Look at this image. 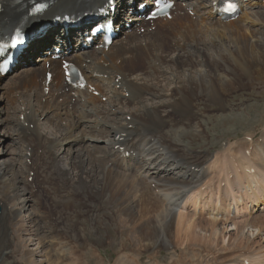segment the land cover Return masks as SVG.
<instances>
[{
	"label": "bare ground",
	"instance_id": "bare-ground-1",
	"mask_svg": "<svg viewBox=\"0 0 264 264\" xmlns=\"http://www.w3.org/2000/svg\"><path fill=\"white\" fill-rule=\"evenodd\" d=\"M49 1L52 4L43 19L60 11L94 6L98 0ZM194 2L208 14L201 27L180 25L168 36L158 31L120 40L103 51L112 64L110 69L100 63L103 57L94 55L85 71L89 77L94 71L110 74L111 80L100 84L103 96L109 98L107 103L71 104L69 94L59 89L58 97L65 103L56 101L54 112L43 109L29 78L50 57L41 56L36 66L14 74L19 97L9 99L11 107L0 120L13 131L17 146L12 163L0 165V263L7 257L27 255L28 264H80L71 243L76 240L75 226L81 222L93 229L97 225V232L90 233L95 240L104 225L107 234H102L101 244L115 240L108 229L116 227L115 234L122 240L120 264H133L134 254L127 253L129 250L136 253L134 264H140L143 251L156 256L163 248L170 254V264H244V258L250 264H264V213H256L263 206L256 204L250 217H230L234 204L249 205L264 178V130L261 141L230 137L218 154L180 144L209 139L203 120L212 113L230 112L227 102L241 89L256 87L263 93L264 10L248 11L258 2L247 0L243 18L248 24L231 27L232 22L211 20L208 3ZM29 5L30 0H0V9H5L0 14L1 25H31L39 17L31 14ZM61 32L58 25L49 28L44 38L31 44V54L56 39L70 40L74 34ZM229 33L236 35L227 36ZM167 38L173 47L165 48ZM31 54L24 52L26 57ZM0 88L4 94L5 89ZM23 99L29 101L24 112ZM203 103L215 108L198 109ZM21 114L36 127H25L19 120ZM44 116V122L50 123L47 133L40 122ZM64 120L68 126L62 125ZM186 128L194 129L181 136V129ZM99 138L106 144L95 143ZM64 143L69 148L67 168L57 163L58 146ZM117 145L135 149L140 161L122 165ZM36 190L39 198L32 195ZM35 201L40 207L32 210ZM90 215L95 224L85 220ZM33 236H38V247L30 249ZM86 236L82 234V239ZM96 244L89 240L94 256L104 260ZM178 250L181 257L173 254Z\"/></svg>",
	"mask_w": 264,
	"mask_h": 264
},
{
	"label": "rangeland",
	"instance_id": "rangeland-1",
	"mask_svg": "<svg viewBox=\"0 0 264 264\" xmlns=\"http://www.w3.org/2000/svg\"><path fill=\"white\" fill-rule=\"evenodd\" d=\"M263 9H264V0H262L261 6L259 7V9L252 8L250 10V12H252L254 10H263ZM203 21L204 20H202V22H199V24L200 25L204 24ZM243 22H244V19H242L241 21H238V24L242 25V24H244ZM245 22H246L245 25H247L248 21H245ZM229 35L235 36L236 33H229L227 36H229ZM263 76L264 75H262L261 77H263ZM0 81H2V78H0ZM241 92H243V91H241ZM241 92L239 93V95H241V96H238V94H237L236 96L229 98L228 104L232 105L234 101H236L237 99H241V97H243V99L248 100V104H246L244 108H242L239 111H233L232 113H228L226 115H224V114H220L217 116L215 115L210 120L211 123H213V125H212L213 128L217 129V131L212 132V141H213L212 146L213 147L219 148L221 146L222 140L227 138L228 136H232V137L235 136L237 138H243L245 136V134H250L253 132L258 133V134L261 133L262 127L264 126V97H261L259 95H257V96L253 95L250 92H245V91L243 93H241ZM2 101L4 103H2ZM10 107L11 106L9 103L8 107L6 108V106H5V93L3 94L2 90H0V120H2L4 118L2 115L5 112V109H8ZM16 116H17V114H16ZM0 125L5 127V132H6L7 131L6 124L0 123ZM8 130H11V129H8ZM184 133H186V132H183L182 134H184ZM223 135H224L223 139L218 138L219 136H223ZM11 136L14 137L13 131H12ZM12 137L9 139V135H5V141H7V144H5V142H4V144H2L3 141H0V165L1 164L10 165L16 157L15 152H16L17 146L12 141ZM10 140L13 142L12 146H11ZM97 140L98 139L95 140L96 141L95 143L100 144L99 140L98 141ZM204 143H206L205 139H203L201 143L197 142L195 146H197V145L202 146V145H204ZM64 144H66V143H64ZM64 144H62V145H64ZM68 149H69L68 145H66L65 151ZM66 159H67L66 156L64 154H62V156L60 157V160H59V164L61 165L62 168L68 167V163H67ZM35 207H36V209H38L40 207L37 201H35L30 208L33 210ZM1 209L3 211L2 207H1ZM80 224L85 226V227L80 226ZM94 224H95V222H94ZM78 225L79 226H76V228L78 227L77 230L74 227V229L77 232H75L76 233V236H75L76 240L73 241L72 244H75L74 248L77 249L76 253L79 255V261L78 262L80 264H115V263L120 264V262L118 261V259H120V256H119L120 251L118 252V258H117V251L119 250L118 246H120L119 244H120L121 240L119 238L120 237L119 234H115V232L117 233V231L114 229L115 226H111L109 229L112 231L110 236L112 238H114L115 240H113L111 244H109V243L101 244V242L103 243V241H104L102 234L106 233V231L103 230V228L105 229L104 225L99 227V228H101V229H99V233H101V234L97 235L96 240H95V237L90 236L91 232L94 233V231H96L89 226L91 224H89V223L86 224V223L80 222ZM96 227H97V225H96ZM44 233L45 232H42V234H44ZM78 234H80V235H78ZM82 234L87 235L86 239H88L90 237V238H92V240L88 239L86 241V239L85 240L82 239L83 238ZM28 236L30 237L31 235H28ZM26 238L28 239L27 236H26ZM101 239L103 241H101ZM89 240L92 241L93 243H95V242L97 243L96 245L99 247V251L105 257V259H104L105 262L102 258L101 259L103 261L99 260L97 258L98 254H97V257L94 256V254L92 252L93 251L92 247L89 246ZM37 243H38V236H33V240L30 242L29 248L30 249L37 248L38 247ZM88 250H91V251L88 252ZM173 252L175 253V251H173ZM171 253H172V251H171ZM149 254H150L149 251H143L142 252L141 255L144 257L143 262L141 260L142 264L151 263V261L149 259L150 258ZM169 256H170V254L168 253V250H165L164 248L160 250L159 258L161 261H164L163 262L164 264L170 262ZM41 258L42 257L38 255V257L36 259L40 260ZM116 259H117V261H116ZM0 264H28V258H27V255H25L22 258L19 255H16L15 258L5 259L4 262H2ZM61 264H66V262H62Z\"/></svg>",
	"mask_w": 264,
	"mask_h": 264
},
{
	"label": "snow or ice",
	"instance_id": "snow-or-ice-1",
	"mask_svg": "<svg viewBox=\"0 0 264 264\" xmlns=\"http://www.w3.org/2000/svg\"><path fill=\"white\" fill-rule=\"evenodd\" d=\"M46 7H47L46 4L38 3V4L36 5V7H35V11H36V12H41V11H43ZM168 7H171V5H169V4H165L163 7H157V8H156V11H154V12L152 13V16H155V15L157 14V12L162 11V10H164L165 8H168ZM18 41H19V37L17 38V42H18Z\"/></svg>",
	"mask_w": 264,
	"mask_h": 264
}]
</instances>
